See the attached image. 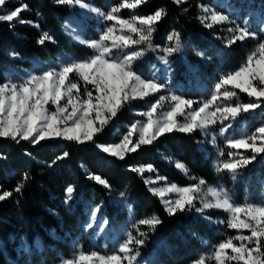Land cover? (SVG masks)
Here are the masks:
<instances>
[{
	"label": "snow or ice",
	"instance_id": "1",
	"mask_svg": "<svg viewBox=\"0 0 264 264\" xmlns=\"http://www.w3.org/2000/svg\"><path fill=\"white\" fill-rule=\"evenodd\" d=\"M11 2L0 0V22L9 23L10 27L19 24L40 29L38 20L22 19V13L31 11L29 4L18 0V6L8 9L6 5ZM54 2L80 10L83 20L65 21L62 32L71 42L88 48L92 54L85 58L65 54L48 62V66L39 74L6 76L4 82H0V138H8L16 143L26 141L32 145L56 139L74 142L80 147L92 144L101 153L124 160L128 154L136 153L144 146H154L166 135L175 132L192 135L198 131L209 145L217 149V159L213 162L216 173L226 172L233 181L243 175L250 165H254L258 158L264 160V155H261L264 154V125L251 136L235 138L228 135L233 127L232 122L242 113L247 114L264 106V41L258 39L264 34V21L256 28L245 19L241 26L231 20L229 14L218 12L207 4H197L202 13L197 19L205 28L235 25L226 29L230 35L226 38L225 47L237 41H257L256 49L246 57L244 63L235 70L219 74L210 99L204 101L186 98L173 91L174 69L169 58L184 52L186 46L182 33L176 29L167 35L163 46L154 43V34L159 22L167 15L166 9L158 8L150 14H139L137 10L149 0H121L106 13L84 0ZM173 2L181 5L188 0ZM121 10H130L132 14L129 18H123ZM35 15L40 17L41 13L37 11ZM91 19L104 25L95 29L99 33L98 38H84L83 34L88 28L84 20ZM47 42L56 43L54 34L49 30H40L37 44L43 46ZM191 51L202 61L212 60L206 55V49L199 50L193 46ZM149 53L157 54L162 68L151 65L147 74L150 78H145V73L138 70V66ZM10 55L19 57L17 52ZM189 71L199 79L198 66H190ZM236 90L246 93L252 98L251 102H239ZM152 97H156L154 102L150 99ZM135 101L148 104L147 110L139 113L145 118L144 121L132 123L118 143H97L98 136L111 125L118 113ZM216 125H219L218 133L214 130ZM218 137L231 149H250L251 155L229 151L228 159L224 160L225 152L217 143ZM196 143L202 145L204 141ZM69 155L68 151H63L47 166L52 167ZM4 158L0 156V159ZM162 159L174 165L192 182L184 186L170 182L166 177H161L152 164L130 165L129 170L142 177L146 172L155 175L154 179L149 177L144 183L149 192L159 198L169 216L194 212L209 224H226L228 229L238 230L239 233L215 245L213 252L200 254L190 264H209L210 261L215 264H264V201L253 203L246 200L238 204L222 185H208L203 177L191 176L190 169L174 157L162 156ZM85 176L102 186L110 198L113 197L115 189L106 177L86 169ZM30 179L31 176L25 172L14 189L0 188V202L14 194H22ZM64 192L63 202L66 205L78 198L76 187L72 184ZM112 202L122 205L129 213V220L122 228L123 239L114 237L117 244L115 249L110 254H101L98 251L86 252L81 248L70 258H62L61 264H148L141 259V248L148 242L149 233H154L162 220L155 213L135 219L133 205L128 203L125 191H120ZM103 203L101 201L87 211L89 221L82 225L83 231L92 230L95 236L109 231L113 222L101 214ZM210 210H222L227 214V220H213L207 214ZM141 226H147L148 231H142ZM244 230L249 234H242ZM36 243L40 247V241Z\"/></svg>",
	"mask_w": 264,
	"mask_h": 264
},
{
	"label": "trees",
	"instance_id": "2",
	"mask_svg": "<svg viewBox=\"0 0 264 264\" xmlns=\"http://www.w3.org/2000/svg\"><path fill=\"white\" fill-rule=\"evenodd\" d=\"M253 1L256 4L259 1L262 3V0ZM23 2L29 4L31 11L22 13V19L38 20L40 29L19 24L10 27L9 23L0 22V82H4L6 74L13 69L32 68L33 59L44 60L57 54L83 57L91 53L88 48L71 42L62 32L65 19L74 14L75 9H70L67 5H57L54 0ZM84 2L106 13L121 0ZM200 3L216 5L215 0H188L181 5L175 4L173 0H149L137 10L139 14H150L158 8L166 9L167 15L159 22L158 30L154 34L155 44L163 46L167 35L173 29L182 33L185 51L169 58L174 69L173 91L193 100L208 98L217 75L238 68L257 45L256 40H248L237 41L232 46L225 47L224 32L207 29L197 19L202 14L197 7ZM15 6H18V0H12L6 5L8 9ZM185 8L188 10L184 11ZM37 11L41 13L40 17L35 15ZM131 14L130 10H121L123 18H129ZM84 23L88 25L84 37L97 38L95 29L98 23L94 19L84 20ZM40 30L51 31L56 43L38 45ZM258 39L264 41V34ZM193 46L199 50L206 49V55L212 57L211 62L202 61L195 56L191 51ZM12 52L19 53V57H12ZM151 65H160L157 54L149 53L138 66V70L148 73ZM190 66L199 67V79L189 71ZM236 91L239 102H251L252 98L246 93ZM150 99L154 102L156 97ZM147 106V102L135 101L122 109L111 125L98 136L97 143H118L132 123L142 120L139 113L145 111ZM236 123L249 132L256 130L264 125V106L247 114L242 113ZM197 141L204 143L198 145ZM217 143L225 152L223 159L227 160V153L233 149L221 139H217ZM63 151H68L69 157L48 167ZM247 155H251V152L248 151ZM0 156L6 157L0 159V188L3 190L14 189L25 172L31 176L22 194H14L0 202V264H52L62 258L71 257L78 249L88 251L91 247L99 248L98 242L91 238L92 230L85 232L82 229V225L88 220L87 211L103 201L101 214L113 222L111 226L124 220L127 209L112 202L120 191L127 193L128 203L133 205L135 211V219L155 213L162 220L156 231L149 233L148 242L141 248V259L148 264H190L200 254L213 252L214 246L221 241L238 235V230L228 229L226 224H209L198 218L194 212L169 216L159 198L152 195L144 183L145 179H154L155 175L146 172L142 177L130 171L129 166L152 164L159 175L170 182L179 186L191 183L174 165L162 159V156L174 157L190 169L191 176L203 177L208 185H222L238 204H243L246 200L257 201L262 187L260 179L264 178V160L259 158L236 181L226 172L217 174L213 168L217 149L209 145L198 131L192 135L179 132L166 135L154 146H144L136 153L128 154L124 160L109 157L92 144L80 147L74 142L59 139L32 145L26 141L16 143L8 138H0ZM85 169L110 181L115 189L112 198L102 186L86 178ZM69 184L76 187L78 198L66 205L63 202L64 189ZM207 214L213 220L228 218L222 210H210ZM141 230L148 231L147 226H141ZM242 234L245 235L246 232L243 231ZM37 240L40 241V247H37ZM205 241L208 243L205 244ZM106 249L100 251L109 253L110 250ZM209 264L215 262L210 261Z\"/></svg>",
	"mask_w": 264,
	"mask_h": 264
},
{
	"label": "rangeland",
	"instance_id": "3",
	"mask_svg": "<svg viewBox=\"0 0 264 264\" xmlns=\"http://www.w3.org/2000/svg\"><path fill=\"white\" fill-rule=\"evenodd\" d=\"M215 2H216L215 6H211L210 5L212 8H214L218 12H223L225 14H229L230 15V19L234 20L237 24H240L241 26H243V22H244L245 19H247L248 22L250 24H252L256 28H258L260 26V22L261 21H264V6H262L264 4V0H262V3L259 1L258 4L254 3L253 0H215ZM79 13H80V10L78 8H76L75 9V13L70 15L69 17H67L65 19V21H68L70 19H72L73 21H81V20H83V18L80 16ZM65 21H64V23H65ZM95 22H97V21L95 20ZM64 23H63V25H64ZM102 27H104V25L98 23V25L96 26V29L97 28H102ZM228 27H235V25L234 24H224V25H220V26H215L213 29H219V30L223 31L224 34H225L224 37L227 38L230 35L226 31V29ZM97 34L99 35L98 32H97ZM66 37L70 40V38L68 36H66ZM84 38H93V37L89 36V37H84ZM97 38H98V36H97ZM256 47H257V45L254 46L253 50H255ZM91 54H92V52L90 54L86 55V56L77 57V58H85V57H87V56H89ZM63 55H65V54H57V55H55V57L46 58L44 60L33 59V67L32 68H28V69H24V70L13 69L9 73H7L6 76L15 77L17 74H19L20 76H25L27 73H33V72L36 73V74H39L41 71H43L48 66V62L55 61L58 57L63 56ZM66 55H68V54H66ZM69 56H72V55H69ZM180 56L183 57L182 55H180ZM73 57H76V56H73ZM157 67L162 68L161 63ZM147 74L148 73H145V78H150V76L147 75ZM219 74L217 75V78H215L214 84L217 82V80L219 78ZM80 84L82 86L83 82L81 81ZM178 95H182V94L179 93ZM211 95H212V93L209 95L208 98L202 99V100L206 101V100L210 99ZM186 98H188V97H186ZM146 110H147V108H146ZM144 119L145 118L143 117L141 121H144ZM237 120H238V118H237ZM236 121L232 122L233 127H232V129L229 130L228 135L234 136L235 138H241L242 136L243 137L251 136L255 132V130L252 131V132H249V131H247L244 128H240L237 125ZM214 130H215V132L218 133L219 132V125H216ZM134 139H135V137H134ZM218 139H219V137H218ZM222 142L224 144H226L223 140H222ZM236 151H239L240 153H242L244 155H247L248 151L251 152L250 149L249 150H245V149L236 150V149H233V152H236ZM216 159H217V157L215 156L214 161ZM261 181H264V178H261L260 182ZM160 186H162V185H160ZM219 186L220 185H218L217 187H219ZM261 186L262 187L260 189V197L257 199V201H254L253 203H260V202L264 201V183H261ZM128 220H129V213L127 211L126 218L124 220H121L117 224H115L113 226H110V229H109V231L106 234H103L101 236H95V235L92 234V231L90 230L91 231V238H92L93 241L98 242V247L99 248L94 249V247H91L86 252L98 251V252H101V254H110L115 249V247L117 246V244H116V242L114 240V237H119L120 239H123L122 228H123V226L125 225V223ZM88 221H89V216H88L87 222ZM112 228L115 229L114 232L111 231ZM244 231L246 232L245 235L249 234V232L247 230H244ZM134 235H135V233H134ZM21 248L23 250H25V247L21 246ZM106 248H108V250H110L109 253H105L104 251H100V250H107ZM52 264H61V260H59L58 262L52 263Z\"/></svg>",
	"mask_w": 264,
	"mask_h": 264
}]
</instances>
